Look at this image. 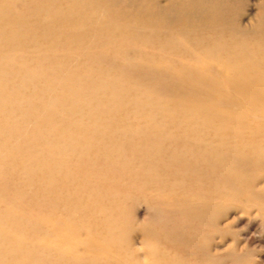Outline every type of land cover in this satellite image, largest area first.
<instances>
[{
	"label": "rangeland",
	"instance_id": "rangeland-1",
	"mask_svg": "<svg viewBox=\"0 0 264 264\" xmlns=\"http://www.w3.org/2000/svg\"><path fill=\"white\" fill-rule=\"evenodd\" d=\"M104 1L0 0L6 22L34 26L30 41L0 54L9 94L0 88V113L21 91L9 115L55 172L50 182L25 156L16 193L13 167L0 163V252L17 247L22 264H264V0H134L129 24L108 18ZM185 8L200 18L183 27L185 37L135 31L162 30L165 15ZM53 33L56 43L47 40ZM65 63L61 77L85 73L84 83L104 93L88 99L96 115L81 118L77 143L41 154L32 139L47 131L46 113L28 117L34 87L18 86L23 74L40 75L35 88L61 96L67 90L51 74ZM159 73L173 83H157ZM69 105L65 98L55 111ZM92 119L118 127L120 139L158 143L148 155L164 169L133 174L140 147L128 161L105 149L76 153ZM78 120L70 112L59 122Z\"/></svg>",
	"mask_w": 264,
	"mask_h": 264
},
{
	"label": "bare ground",
	"instance_id": "bare-ground-1",
	"mask_svg": "<svg viewBox=\"0 0 264 264\" xmlns=\"http://www.w3.org/2000/svg\"><path fill=\"white\" fill-rule=\"evenodd\" d=\"M134 2H135L134 0H105L104 3H108V6L110 7V13H109L110 15H108V18L109 17L112 18V21H117V20L121 21L122 20V23H128V24L131 23L132 22V12L135 11V9H133V7L135 6ZM201 6H203V8L205 7L203 4H201ZM193 12L186 10V8L184 10H182L180 13L171 11V15H165L166 26H165V28H163L164 27V25H163L162 30H160V29L158 30L159 27L157 29H155L156 27L153 25H151L150 27L149 26L135 25L137 28L135 31H137L138 34H142V35H145L146 32H151V31H153L154 33H158V31H159L160 34L173 33L174 32L179 37H185L187 32H186V30L183 29V27L186 28L187 25L197 26L200 23V18L198 16H195ZM125 13H127V14L123 15ZM41 17L44 20H46L50 16L42 15ZM7 20L13 21V20H9V18H7L6 16H0V40L2 42H4V45L0 46V54L5 52V51H13V50L15 51L18 47L15 45H19L20 41H21V43H23V39L26 36H28V31L31 29H34V26H31L30 27L31 29H29L28 26L26 27V26L20 24L19 22H15V21L14 22H6ZM162 20H164V19H162ZM157 22H158V20H157ZM156 25H157V23H156ZM159 25L161 27V23ZM143 27H144V29H143ZM152 27H154V28H152ZM176 28H180V29L178 31H176L175 30ZM51 31L48 30L46 33H48V32L50 33ZM257 34L264 39V17H263V20L261 22L260 30ZM58 37H59L58 34L56 36L54 34V35H52V37L51 36L48 37L47 40L56 43ZM26 39L28 41H30L29 37H26ZM14 48H16V49H14ZM3 49H5V50H3ZM67 64L68 63L62 64L61 68L58 70L57 73L52 72V74H51V80L53 82L58 83L60 87L62 86L64 88V90H67V91H63L61 96L51 97L50 92L52 90H50V88L45 89V90H42L40 88H35V84H36V82H38L37 78L40 75H37V77H36V75H25L24 76V74H23V77L21 78V81H20V86H18L22 89L26 85H29V86L32 85L34 87V88L32 87L34 90V92H33V94H34L33 98L34 99H32V102H29V112L27 114L28 117H31L32 115H33V117H35L36 115H38L42 111H44L46 113V116L44 117L43 122L45 124V129L47 131H42L40 133L38 132L36 134V138L32 139V140H34V143L36 145H39L38 148H39V151H41V154L45 153V152H48L50 154L55 153V152L57 153L60 151V149L67 150L73 143H77V142L72 140V136H74L75 130H78V128H79L78 125H80V122L82 121L81 118H86L87 116L96 115V114H94L95 112L93 111V108L89 107L90 102L88 101V99L90 97H94V95L97 93H99V94L104 93L103 92L104 88L102 89L100 87H95V86L88 87L87 86L88 84L84 83L85 81H87L86 79L89 78V76H86L85 73L83 75H81V73L77 74L76 71H71V72L69 71L67 74L62 73V75H64V77H61L59 75V73L63 70L64 67L67 66ZM158 70H160V69H158ZM155 78L159 79V81L157 83H160V84L164 83L166 85L167 84L169 85V84L173 83V82H171V80L168 77L163 78L160 73ZM156 81L157 80H154V82H156ZM2 83H3V79L0 78V88L4 87L3 90L5 89L4 90L5 91L4 93L6 94L5 96H8L9 94H8V89L6 87L7 85L4 86V85H2ZM83 86H85V89L83 88ZM145 88H147V87H145ZM10 90H12V89H10ZM147 90H150V88L148 87ZM17 94H18V97L14 98L15 102H13V109L10 107H9L10 108L9 109L7 107L5 109L6 110L5 112L0 113V130L2 131V133L0 135V163L2 162L4 167H10V166L13 167V170H12L13 177H15L16 180H18L17 181L18 184L15 187L16 188L15 192L19 193V177L21 176L22 168L19 165H16L17 163L18 164L21 163V160L25 159V156H26V157H29V158H27V160H28V162H30V164H27V165L42 164L44 169H45L46 174L51 179L50 180V182H51L53 179V175H52L53 172L51 173L53 161L51 162L49 160V162L46 161L47 163H42L40 161V159L38 160L39 156L36 155L37 152L36 153L34 152V156H33L31 154L32 153L31 151H33L32 148H35V145L32 144V141H29V140L25 139L24 137H22V135H20V133H21V122H16V120L11 119L9 113L12 112L16 108L18 100L23 98L22 97L23 94H21V91L18 90ZM56 98H58V99H56ZM65 98L70 103V105L68 106L69 110H67V109L62 110V112H60V113L56 112L54 105H57L58 102H60L61 100L65 99ZM58 100H60V101H58ZM20 104H21V102H20ZM87 109L89 110V114L84 115L82 112L84 110H87ZM70 112H75V114H79V120H78L79 122H77V124L76 123H74V124L68 123L66 125V127H62L61 123L59 122L60 116L62 114L66 115L67 113H70ZM61 118H63V117H61ZM91 121L93 123L89 124L87 126L88 128L86 127L84 130V132H86L88 134V137L81 140L80 142H78L79 143V148H78L79 150H77L76 153L82 154V155L86 154L87 157H92L96 154V152H98V150L105 149L108 152H115L116 155H118V157H125L126 158V157H128V155L133 150L138 151V148L140 147L141 149L139 150V153H138L139 157H137L135 159V162L139 163V164H137L138 168H136V172H134L133 174L143 173V171H145L147 168L148 169L146 171H149V170L153 171L159 165H161V168L164 169L163 168L164 167L163 164H165V163H163V162H165L164 159H163L162 163L157 165L156 163H151L152 162L151 157H149V155H148V149L153 150V147H155L158 143L152 142V143L146 144V143H143L141 141L131 142L127 139L126 140L120 139L117 137V133H118L117 128L118 127L116 128L115 126H113L112 123H106L104 125H99L97 123V121H95L94 119H92ZM11 125H13V126L11 127ZM99 131H101V133H99ZM96 132H98V134H102L105 137L106 142H103L104 140H102L101 143H99L97 145H96V143H98V142H92V139H90V138H92L91 136H94V134H96ZM105 132H107V133L105 134ZM100 144H102V145H100ZM108 159L112 161L113 165H116L118 163V159L113 160L110 157V155H109ZM41 160H42V157H41ZM126 160L127 161L130 160L129 157ZM59 162L60 161H58V163ZM14 163H15V165L12 166ZM21 164H23V162ZM128 164H129V162L125 163L124 166L122 164L120 166V169L127 170ZM55 166L57 167V164H55ZM0 167H2V166H0ZM1 169H0V177L5 176V175L1 174V171H2ZM38 169H40V168H38ZM53 169H56V168H53ZM56 171H57V169H56ZM31 172H32V170H31ZM131 172H133V171H131ZM24 176H26V175H24ZM86 176H87V174H86ZM82 177H83V175H82ZM46 178H47V176H46ZM83 179H84V177H83ZM40 185H41V183H40ZM54 188H55V184H51L49 189L53 190ZM164 223L166 225L170 224V222H168V223L164 222ZM0 250H1V248H0ZM19 251L20 250H18L17 247H13V248H9L8 250H6L5 253L0 252V264H8V263L9 264H22L20 257H19L20 256ZM6 257H9L11 260H5Z\"/></svg>",
	"mask_w": 264,
	"mask_h": 264
}]
</instances>
